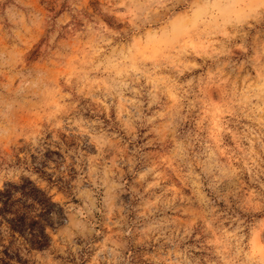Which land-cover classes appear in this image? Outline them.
I'll use <instances>...</instances> for the list:
<instances>
[{
    "label": "rangeland",
    "instance_id": "obj_1",
    "mask_svg": "<svg viewBox=\"0 0 264 264\" xmlns=\"http://www.w3.org/2000/svg\"><path fill=\"white\" fill-rule=\"evenodd\" d=\"M21 177L57 207L10 264H264V0H0Z\"/></svg>",
    "mask_w": 264,
    "mask_h": 264
},
{
    "label": "trees",
    "instance_id": "obj_2",
    "mask_svg": "<svg viewBox=\"0 0 264 264\" xmlns=\"http://www.w3.org/2000/svg\"><path fill=\"white\" fill-rule=\"evenodd\" d=\"M56 207L50 195L28 177L6 182L0 188V264H10L20 248L41 251L49 247L48 216ZM4 232L10 237L8 245L2 243Z\"/></svg>",
    "mask_w": 264,
    "mask_h": 264
}]
</instances>
